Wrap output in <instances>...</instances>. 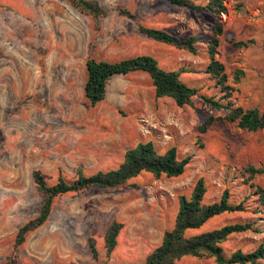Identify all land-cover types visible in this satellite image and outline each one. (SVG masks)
<instances>
[{"label":"rangeland","instance_id":"1","mask_svg":"<svg viewBox=\"0 0 264 264\" xmlns=\"http://www.w3.org/2000/svg\"><path fill=\"white\" fill-rule=\"evenodd\" d=\"M94 1L106 12L97 20L66 0H0V264H144L164 232L173 228L178 198H189L198 179L206 188L205 203L217 201L225 188L230 202L238 203L252 194L242 183L243 169L264 168V131L247 132L215 121L201 132L209 116L223 112L199 99L179 108L170 98H156L144 73L112 78L104 101L95 106L83 92L88 58L116 62L146 55L166 71H181L186 86L219 99V90L204 73L205 43L212 23L219 20L224 31L216 58L234 89L230 101L263 112L264 0H224L226 13L218 19L161 0ZM140 26L180 39L195 36L198 52L148 39ZM248 40L253 44L247 48L234 45ZM147 142L159 153L174 147L179 158L191 155V163L177 178L142 173L121 187L59 196L47 221L15 246L18 230L40 212L34 171L53 185L59 176L72 179L76 169L85 175L115 169L128 149ZM252 183L264 190V174ZM245 205L249 212L214 217L187 235L251 221L263 233L232 236L224 250L249 252L264 245L263 209L251 213L258 207L255 197ZM113 221L122 229L107 256L104 235ZM176 264L216 263L185 257Z\"/></svg>","mask_w":264,"mask_h":264},{"label":"trees","instance_id":"2","mask_svg":"<svg viewBox=\"0 0 264 264\" xmlns=\"http://www.w3.org/2000/svg\"><path fill=\"white\" fill-rule=\"evenodd\" d=\"M81 14L92 17L94 20L104 17L105 10L94 0H66ZM167 5L183 8L198 13H208L218 19L226 13L224 0H208L206 4H196L192 0H161ZM123 16H130L124 10H119ZM140 32L157 43L164 44L190 54H197L198 39L189 36L180 39L165 30L140 26ZM211 34L206 41V55L208 64L204 73L214 83L213 87L221 94L219 99L200 93V89L190 88L180 81L181 71H166L159 67L158 62L151 56L139 55L128 59L107 62L95 58H88L85 62L86 81L84 84V97L93 106L103 102L106 96L108 82L116 76H126L141 72L146 74L152 83L156 98H170L179 108L192 106L195 99L211 110L222 111L223 114L214 118L209 116L200 128L205 132L215 121H224L235 124L237 128L247 132L264 131V111L257 109H243L236 107L231 101L234 89L227 85L224 66L216 56L220 45L219 38L223 34V24L216 20L211 25ZM253 40L236 42V47L247 48ZM192 156L179 158L176 149L170 148L164 153H159L151 142L140 143L128 149L122 162L115 168L99 171L95 174L85 175L81 169H76L74 177L66 180L59 176L56 183L49 185L46 178L39 171L32 173L33 183L37 192L42 197L40 212L34 219L28 221L17 232L15 246L24 243L28 233L41 227L48 219L55 198L71 193H81L90 189H112L128 184L132 179L142 173H147L156 179L161 177L177 178L181 176L191 163ZM245 178L243 184L248 185L252 194L244 197L238 203L230 202V192L225 188L219 199L212 203H205L206 188L202 179H198L189 198H178V210L171 230L165 231L160 244L146 257L144 264H176L185 257L212 259L216 264H259L264 261V245H259L254 250L243 252L236 249L227 253L223 245L232 236L253 233L261 234L254 222L245 221L228 223L209 232L187 235L189 230H197L210 219L222 216L249 212L245 205L250 197H255L258 207L251 213H258L262 207L264 214V190L253 184L256 176L264 174V168L248 166L243 169ZM122 225L113 221L105 231L104 248L109 256L117 245V239ZM89 248L94 260L98 253L95 242L90 239ZM8 264H13L9 262Z\"/></svg>","mask_w":264,"mask_h":264}]
</instances>
